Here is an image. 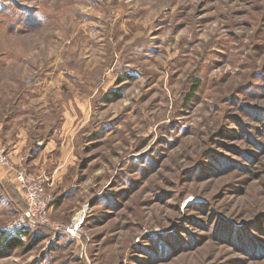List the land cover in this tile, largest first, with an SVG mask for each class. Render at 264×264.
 Instances as JSON below:
<instances>
[{
    "label": "rangeland",
    "instance_id": "1",
    "mask_svg": "<svg viewBox=\"0 0 264 264\" xmlns=\"http://www.w3.org/2000/svg\"><path fill=\"white\" fill-rule=\"evenodd\" d=\"M9 143L0 264H264V0H0Z\"/></svg>",
    "mask_w": 264,
    "mask_h": 264
},
{
    "label": "built area",
    "instance_id": "2",
    "mask_svg": "<svg viewBox=\"0 0 264 264\" xmlns=\"http://www.w3.org/2000/svg\"><path fill=\"white\" fill-rule=\"evenodd\" d=\"M0 165L14 166L2 148H0ZM17 178L26 202L22 222L51 224L49 212L52 196L44 184V179L28 174L25 169L19 172ZM75 229L77 225L68 228V231L73 232Z\"/></svg>",
    "mask_w": 264,
    "mask_h": 264
},
{
    "label": "crops",
    "instance_id": "3",
    "mask_svg": "<svg viewBox=\"0 0 264 264\" xmlns=\"http://www.w3.org/2000/svg\"><path fill=\"white\" fill-rule=\"evenodd\" d=\"M8 145L10 146L12 152L10 151V154L8 153L7 156H8L9 159H11L13 161L14 166L13 167H7V166L0 165V184H4L3 182H11L13 185H15V187L18 190V192L21 194V196L24 199V194H23V191L20 188L19 181H18V178H17L19 172L21 170H23L24 168H19L20 166L16 167V164L19 165L20 162H19V159H18V155H14V152H13V151H15V154L19 153L18 150H17L19 148V146L14 145L13 143H9ZM28 174L33 175L31 173H28Z\"/></svg>",
    "mask_w": 264,
    "mask_h": 264
},
{
    "label": "trees",
    "instance_id": "4",
    "mask_svg": "<svg viewBox=\"0 0 264 264\" xmlns=\"http://www.w3.org/2000/svg\"><path fill=\"white\" fill-rule=\"evenodd\" d=\"M197 87V86H196ZM13 238V239H12ZM16 241L15 243H13V244H15V245H17L18 243H20L21 242V240H20V236L18 235H15L14 237H10V241L9 240H6V242H8V244L7 245H10L11 243H12V241Z\"/></svg>",
    "mask_w": 264,
    "mask_h": 264
},
{
    "label": "bare ground",
    "instance_id": "5",
    "mask_svg": "<svg viewBox=\"0 0 264 264\" xmlns=\"http://www.w3.org/2000/svg\"><path fill=\"white\" fill-rule=\"evenodd\" d=\"M79 219H81V216L79 217Z\"/></svg>",
    "mask_w": 264,
    "mask_h": 264
}]
</instances>
